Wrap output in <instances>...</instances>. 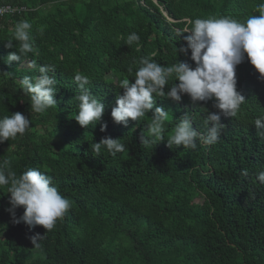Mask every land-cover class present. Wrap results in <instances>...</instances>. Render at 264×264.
I'll return each instance as SVG.
<instances>
[{"label":"trees","instance_id":"obj_1","mask_svg":"<svg viewBox=\"0 0 264 264\" xmlns=\"http://www.w3.org/2000/svg\"><path fill=\"white\" fill-rule=\"evenodd\" d=\"M260 3L0 0V7L21 10L0 18V118L20 112L31 121L22 136L0 143V163L8 160L18 176L39 168L70 201L51 231L30 229L13 223L6 211L9 194L0 187V264H264V182L257 179L264 171V129L255 126L264 117V78L246 54L236 67L245 101L236 117L221 115L220 136L211 145L197 140L195 149L169 148L166 139L185 113L206 135L207 114L219 112L214 101L194 105L187 94L179 102L155 97L168 112L165 140L147 148L141 136H148L151 113L126 126L111 117L122 80L134 82L141 58L195 67L190 50L179 51L192 21L227 16L244 22L260 15ZM25 19L36 51L7 63L16 49L6 48V40ZM133 32L139 47L125 44ZM43 64L55 68L50 75L57 79V106L38 114L20 82L38 77ZM76 72L89 77L86 87L105 105L101 121L87 128L73 119L79 110ZM104 137L119 138L125 151L112 156L102 148L96 155L91 145ZM15 214L21 216L23 208ZM37 233L43 236L39 247L31 239Z\"/></svg>","mask_w":264,"mask_h":264},{"label":"clouds","instance_id":"obj_2","mask_svg":"<svg viewBox=\"0 0 264 264\" xmlns=\"http://www.w3.org/2000/svg\"><path fill=\"white\" fill-rule=\"evenodd\" d=\"M256 11L260 13L259 16L250 15L244 22L227 16L196 18L192 21L191 28L184 31L190 33L185 37L186 46L179 51L187 54L190 50V59L195 67L179 60L164 66L151 57L141 58L138 62L140 67L135 70L134 82L129 79L121 82L123 94L117 96L111 110L113 121L126 126L129 120L137 121L146 113H151L148 136H141V144L145 148L155 146L165 140V122L168 120V112L156 106L155 97L179 102L187 94L194 105L214 101L213 107L219 112L207 114L204 121L206 135L193 127L192 118L185 113L166 139L167 146L182 145L195 149L197 140L209 145L215 143L222 127L221 115L236 117L245 101L236 87V67L244 61L245 54L260 77L264 78V3L256 5ZM31 29L32 24L26 19L16 23L12 38L6 40L4 45L16 49L8 54L7 63L20 62L22 57L36 51L31 42ZM139 41V35L133 32L127 36L125 44L131 46L135 43L139 47ZM54 71L51 65L43 64L38 67V77L24 76L20 82L23 93L30 96L31 109L35 113L44 114L49 108L57 106V79L50 75ZM127 71L132 73L133 68L129 67ZM170 80L173 83L168 87ZM74 81L79 89L75 96L79 110L73 119L84 128L90 124L96 125L101 121L105 105L86 87L90 82L87 75L76 72ZM30 123L20 112L0 118V143L15 139L18 134L22 136ZM255 126L264 129V117L257 118ZM106 127V124L102 125L101 131H105ZM259 134L264 136V131ZM91 148L96 155H100L102 148H106L112 156L125 151L120 139L111 137L102 138ZM257 179L264 182V171L258 173ZM0 187H6L9 194L10 208L6 211L11 214L13 223L23 222L30 229L42 226L46 232L51 231L70 208L69 199L60 193L52 177L39 168H29L18 176L9 166V161L4 160L0 163ZM21 207L23 214L17 218L16 209ZM42 237L37 233L31 238L35 247H39L38 241Z\"/></svg>","mask_w":264,"mask_h":264},{"label":"built area","instance_id":"obj_3","mask_svg":"<svg viewBox=\"0 0 264 264\" xmlns=\"http://www.w3.org/2000/svg\"><path fill=\"white\" fill-rule=\"evenodd\" d=\"M19 11H21V10H19L15 7H10V6L0 7V18L13 15Z\"/></svg>","mask_w":264,"mask_h":264}]
</instances>
